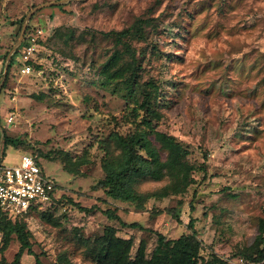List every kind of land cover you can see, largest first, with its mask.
Here are the masks:
<instances>
[{
    "label": "rangeland",
    "instance_id": "rangeland-1",
    "mask_svg": "<svg viewBox=\"0 0 264 264\" xmlns=\"http://www.w3.org/2000/svg\"><path fill=\"white\" fill-rule=\"evenodd\" d=\"M137 18L149 21L145 38L131 43L141 65L138 80L144 88L146 82L158 86L154 125L189 149L190 162L205 165L204 172H192L185 192L149 199L142 211L106 197L99 183L106 149L118 154L110 133L132 128L129 103L100 82L101 64L114 48L103 32ZM27 25V36L42 30L31 59L41 69L23 74L18 55L0 87V128L21 140L2 164H14L22 152L37 154L59 187L46 209L24 217L41 264H96L80 238H94L107 225L120 238H133L131 255L143 241L149 256L155 232L167 239L190 233L191 218L201 242L198 264L213 253L225 264H264V257L240 254L264 218V0H0V48L7 53L0 83ZM86 149L92 162L77 164ZM61 159L74 162L73 170ZM166 182L143 179L137 189ZM108 208L138 225L107 217ZM164 208L176 209L179 221L151 212ZM17 249L12 236L0 264H9ZM20 264L35 258L23 253Z\"/></svg>",
    "mask_w": 264,
    "mask_h": 264
},
{
    "label": "trees",
    "instance_id": "trees-1",
    "mask_svg": "<svg viewBox=\"0 0 264 264\" xmlns=\"http://www.w3.org/2000/svg\"><path fill=\"white\" fill-rule=\"evenodd\" d=\"M148 23V19L137 18L130 26L121 30L113 29L103 32L113 38L114 48L101 64L100 70L101 84L119 94L129 103L125 107L129 115L126 121L132 128L125 134L117 131L110 133L109 139L112 141L113 147L118 150V154L115 155L111 150L106 149L105 156L101 160L104 177L99 183L104 189L106 197L126 203L135 211L146 210L149 199H162L168 195L182 194L194 181L192 172L205 171L204 164L188 160L189 149L174 135L159 131L154 125V120L160 118V112L156 109L154 102L158 86L153 82H146L144 85L148 88H144L138 80V71L141 65L136 57L137 50L131 43L132 40L145 38ZM28 29L29 25H27L21 43L9 57L7 74L15 62L16 56L19 55L20 58L21 51L19 50L27 43ZM6 55L7 53L4 58ZM28 64L31 68L34 66L37 70L41 69L40 65L33 64V60H29ZM4 129L5 127H1L0 132ZM2 137L0 161L5 156V149L8 146L18 147L21 144L19 138L8 136L5 130L2 132ZM34 157L36 162L42 166L37 154H34ZM61 160L64 162L63 166L66 170H73L71 165H74V162L69 159ZM91 162L88 149L77 159V164ZM143 179H165L167 182L152 191L142 192L137 189V184ZM58 188V185L55 184L50 204L54 201ZM35 210L40 209L36 208L28 210L26 213L10 216L0 209V254L2 255L8 248L12 236H15L18 241V249L9 264H20L23 253L33 255L35 264H41L32 249L31 232L24 218ZM151 212L152 214L166 212L179 221L178 211L174 208L156 209ZM104 213L111 219L119 220L124 226L136 227L138 225L135 222L126 224L113 209L108 208ZM187 226L191 229L190 233L173 239H167L162 233L155 232L156 244L149 256L146 255L143 241L131 255L133 238H120L116 235V228L111 225H107L102 234L94 238L81 237L80 242L85 247L84 254L96 264H198L201 259V242L193 228L192 218ZM240 254L252 261L263 259L264 218L259 219L258 233L254 243L250 247L244 248V251H240ZM59 259L61 260V258ZM0 261L5 262L3 256ZM49 264H56V262ZM205 264H225V260L213 253Z\"/></svg>",
    "mask_w": 264,
    "mask_h": 264
},
{
    "label": "built area",
    "instance_id": "built-area-1",
    "mask_svg": "<svg viewBox=\"0 0 264 264\" xmlns=\"http://www.w3.org/2000/svg\"><path fill=\"white\" fill-rule=\"evenodd\" d=\"M42 33L27 36V43L22 47L20 61L21 72L31 70L28 61L36 51V37ZM12 117L8 118L11 121ZM56 182L44 174L34 155L22 153L14 164H2L0 161V209L10 216L26 213L28 210L43 208L50 204Z\"/></svg>",
    "mask_w": 264,
    "mask_h": 264
},
{
    "label": "water",
    "instance_id": "water-1",
    "mask_svg": "<svg viewBox=\"0 0 264 264\" xmlns=\"http://www.w3.org/2000/svg\"><path fill=\"white\" fill-rule=\"evenodd\" d=\"M31 13V12H30ZM25 26H23V28H22V31H21V34H20V37H19V40L17 41V43L13 46V49L15 48V47H17L20 43H21V41H22V39H23V36H24V32H25ZM13 49L11 50V52L9 53V55L13 52ZM7 69H8V59H7V61L5 62V65H4V70H3V77H2V80H1V83H0V87H1V85L4 83V81H5V78H6V74H7ZM2 137V133L0 134V138Z\"/></svg>",
    "mask_w": 264,
    "mask_h": 264
},
{
    "label": "crops",
    "instance_id": "crops-1",
    "mask_svg": "<svg viewBox=\"0 0 264 264\" xmlns=\"http://www.w3.org/2000/svg\"><path fill=\"white\" fill-rule=\"evenodd\" d=\"M5 42L7 43V40H5ZM5 54H6V48L5 47H1L0 48V67H1V65H2V62H3V59H4V56H5ZM19 61H20V58H19ZM20 68H21V64H20ZM10 71V70H9ZM23 74H27V73H23ZM7 89V88H6ZM7 120V123H10L11 121H8V119H6ZM3 123H5L4 121H3ZM2 123V124H3ZM2 132H0V134H1ZM9 147H12V146H8L6 149H5V156L3 157V159H2V162L5 160V158L7 157V150H8V148ZM23 153V152H22ZM21 153V154H22ZM18 161V160H17ZM16 161V162H17ZM15 162V163H16ZM7 164H9V163H7ZM29 255V254H28Z\"/></svg>",
    "mask_w": 264,
    "mask_h": 264
}]
</instances>
